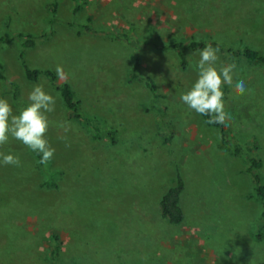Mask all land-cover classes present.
<instances>
[{
  "label": "rangeland",
  "instance_id": "obj_1",
  "mask_svg": "<svg viewBox=\"0 0 264 264\" xmlns=\"http://www.w3.org/2000/svg\"><path fill=\"white\" fill-rule=\"evenodd\" d=\"M79 1L0 0V98L14 114L35 85L56 99L46 133L55 152L46 166L18 140L0 145L20 159L18 167L0 163V264H264V229L255 237L262 206L247 170L255 145L264 182V64L218 51L215 67L234 64L233 84L246 86L236 96L222 85L231 117L224 130L180 99L197 79L192 40L264 56V0ZM20 32L35 45L23 48ZM176 41L189 57L185 68L166 48ZM22 52L32 68H63L66 78L56 83H70L83 113L101 120L100 137L68 116L47 77L26 78ZM177 173L185 217L174 224L159 201Z\"/></svg>",
  "mask_w": 264,
  "mask_h": 264
},
{
  "label": "clouds",
  "instance_id": "obj_2",
  "mask_svg": "<svg viewBox=\"0 0 264 264\" xmlns=\"http://www.w3.org/2000/svg\"><path fill=\"white\" fill-rule=\"evenodd\" d=\"M218 51L211 43L199 51V60L195 65L197 79L188 90L180 93V99L198 115L209 117L204 123L223 125L231 117L224 111L222 85L232 87L236 96L243 95L246 86L243 80L233 84L234 64L223 65L219 70L215 67ZM56 72L61 79L66 78L61 66H57ZM28 101L14 114L8 101L0 98V145L8 143L10 137L18 140L39 154L41 158L38 163L46 166L55 152L46 139V133L49 128L47 114L55 111L56 99L45 91L43 85L38 84L28 94ZM56 126L64 132L69 130L64 121L58 122ZM60 138L66 139V136ZM0 163L18 167L20 159L17 155L0 152Z\"/></svg>",
  "mask_w": 264,
  "mask_h": 264
},
{
  "label": "trees",
  "instance_id": "obj_3",
  "mask_svg": "<svg viewBox=\"0 0 264 264\" xmlns=\"http://www.w3.org/2000/svg\"><path fill=\"white\" fill-rule=\"evenodd\" d=\"M82 1V0H80ZM79 1V2H80ZM81 3L76 8L80 9ZM18 36L21 38H26V40L22 43L23 48H31L35 45L34 37L30 33L20 32ZM211 43L214 48H218L221 52H226L227 54L232 55V57H241L244 56L249 61L253 62H260L264 64V56L261 55L257 50L245 47L238 50H234L230 47L224 46L222 43L215 42H205L202 39L199 40H192L188 48H190L193 51L201 50L205 47L206 44ZM166 48H172L177 51L180 64L183 68L188 66L189 63V57L186 53V49L184 46V43L181 41H176L174 43H171L166 46ZM25 52V51H24ZM24 52L21 53V59L23 61V67L25 76L30 81H36L40 75H44L47 77V79L50 81V83L56 87V89L59 91L64 107L68 111V116L70 118H74L75 120H78L79 122L83 124H87L92 128V131L94 133V136L96 138L100 137L103 129L101 120L97 116L88 115L86 113H83L81 109V102L76 98L75 91L72 87V85L68 82H63L60 85L56 83L57 81V73L53 69H38V68H32L27 64L24 58ZM137 62L135 63L134 68L132 69V76L133 78L138 76V70H137ZM145 84L148 87V89L152 92V94L156 97L158 94V86L155 82V80L151 76L145 77ZM204 118L207 120L209 117L204 116ZM213 126L219 127L221 130L225 129V124H211ZM108 136L110 139L115 142L117 139L115 137L116 131L112 128L106 129ZM241 146H237L235 151L239 152L242 151ZM256 146L252 145L251 147L248 146L249 150V166L247 170L252 176L253 181V188H254V194L258 201L260 202L262 206V212L260 214V227L259 231L256 233L257 236H255L258 240H260L263 236V230L264 229V182L263 177L261 175V168L263 166L262 160L255 155V149ZM31 151V150H30ZM37 162L41 158L39 154L31 151ZM39 166L44 167L45 165H42L38 163ZM53 173V172H52ZM50 171H47V174H51ZM47 185L54 184L51 180L46 183ZM185 188V182L181 175L177 173V178L166 191L161 196L159 201V208L160 212L163 218H166L171 223L179 224L184 220V211L180 204L181 202V195ZM51 237L54 241V247L51 249L50 256L53 259L55 263H58L60 261V238L59 235L56 233L51 234Z\"/></svg>",
  "mask_w": 264,
  "mask_h": 264
}]
</instances>
